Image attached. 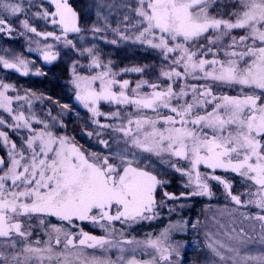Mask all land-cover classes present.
I'll return each instance as SVG.
<instances>
[{
  "label": "snow or ice",
  "instance_id": "snow-or-ice-1",
  "mask_svg": "<svg viewBox=\"0 0 264 264\" xmlns=\"http://www.w3.org/2000/svg\"><path fill=\"white\" fill-rule=\"evenodd\" d=\"M51 3L55 11H45L43 16H51V22L58 24L64 34L65 45L75 48L67 34L81 32L78 12L69 0H51ZM214 3L215 0H137L135 15L139 19L135 40L158 49L172 65L162 72L173 81L164 89L156 83L141 81L130 95L126 91L129 81L110 78L114 74L107 66L98 75H75L76 99L93 116L102 115L101 101L118 106L110 114L113 117H120L119 106H130L135 111V118L130 112L127 122L117 127L100 125L112 127L120 134L124 144L121 151L89 155L70 143L68 137L54 135L46 123L43 130L37 131L23 112L14 113L13 98L7 95L11 86L0 82V109L12 116L13 127L22 126L30 133L19 150L16 143H11L8 161L0 158V238L5 241V247L12 249L18 245L14 237L23 241L21 251L12 253L11 260L0 252V264H155L154 260L138 261L134 257L126 260L125 249L120 245L132 241L109 237L115 233V221L138 222L155 214V193L162 181L150 167L152 157L165 155L188 163L187 169L174 162L171 166L189 177V185L194 183L193 196L211 197L210 180L223 185L236 205L245 203L241 195H247L246 203L259 209L254 218L261 222L259 243L264 245V0H233V11L227 19L210 13ZM23 11L18 0H0V32L12 33L14 29L8 18L18 17ZM20 23L23 29L44 35L45 39L52 36L60 40L53 33H38L27 19ZM236 30H240L239 34H234ZM85 53L91 58V67L102 66L91 48L80 52ZM43 57L51 62L57 59V54L46 51ZM0 65L28 74L27 61L19 56L13 59L0 56ZM189 78L205 83H184L178 91L174 89L177 81L186 82ZM97 81L99 86L94 87ZM117 84L119 90L114 91ZM145 85L152 89L150 93L137 91ZM217 87L238 89L239 94H217ZM162 109L170 114H162ZM5 123L0 119V125ZM36 123L43 122L36 120ZM0 139L5 145L9 143L4 131H0ZM100 143L108 146L105 140ZM201 165L211 173L202 174ZM217 169L242 177L248 182V191L233 194L231 185L214 174ZM34 216L40 218L41 224L45 222L43 217H55L72 227H76L75 221H88L106 235L95 236L83 230L77 234L53 225L41 247L40 240L35 244L29 242L31 225L25 227V220ZM245 235L239 234L240 245L252 239L246 240ZM61 237L63 251L59 248ZM146 244L160 254L161 260L171 264L175 249L165 247L161 239L148 240ZM208 246L224 264H264V249L253 255L245 247L223 243L218 247ZM113 248L119 249L116 260L103 255ZM69 249L77 250L75 260L69 259Z\"/></svg>",
  "mask_w": 264,
  "mask_h": 264
},
{
  "label": "rangeland",
  "instance_id": "rangeland-1",
  "mask_svg": "<svg viewBox=\"0 0 264 264\" xmlns=\"http://www.w3.org/2000/svg\"><path fill=\"white\" fill-rule=\"evenodd\" d=\"M79 7L83 10L86 19L93 28H99L101 26L100 20L109 23L115 19V15L123 17V21L129 22L130 26L134 27L136 30V23L138 17L135 15V8L137 6V0H125L127 5V10L124 12L118 6L117 2H122V0H79ZM24 9L23 13L18 17H9L10 25L14 29L12 33L0 32V56H4L7 59H13L16 56H19L27 61L28 64V74H23L22 72H17L15 69H6L3 65H0V82L10 85V89L7 92V95L13 98L12 108L14 113L23 112L25 117L29 120V123L37 131L44 129V124L48 125V130L52 131L54 135L60 137L65 136L69 138L70 143L75 144L77 147H80L82 142L78 136V133L73 129L68 131L65 121L68 120V111L71 110L74 113V118L81 120L77 121L78 125L85 123L83 117L80 114L76 113L69 105L63 107L64 105L58 104L57 101H53L50 98L40 94V90L27 85V82H31V79L43 78L45 75H52L50 71L56 63H62L63 66L68 67L69 69V84L73 92V100L75 104L81 108L83 111L87 112L90 116L89 121L94 125L100 127V125H111L117 127L122 123H126L129 118V113L133 118H135V111L130 109V106H119L120 117H113L110 115L117 111V105L109 104L108 102L101 101L99 104V111L102 115L93 116V114L84 107V105L76 99V88L73 84L75 75L80 76H92L98 75L102 71H105L107 66L111 69V73L114 75L110 78L122 82L123 80L129 81V88L126 90L128 94H132V90L136 88V84L141 81H147L151 84L150 80L140 78L143 72H134L131 71L133 68L138 67H127L123 70H114L111 66L112 61H120L121 59L124 62L132 63L131 60L134 58L131 54V46L123 51L120 50H108V53H101L97 50L98 45H86V48H91L93 52L99 57L101 67H91V58L88 56L85 64L81 60L76 59L71 52L63 50L66 46L64 43V34L61 31V28L58 24L54 25L51 20L52 17L43 16L45 11L51 13L55 11V6L51 3V0H18ZM70 3V0H69ZM233 0H215V3L211 5L209 11L213 15H219L223 18H229V13L233 11L232 8ZM127 17V19H125ZM27 19L30 26L36 28L38 33L46 34L53 33L55 36H60V40L54 39L52 36L45 39L44 35H37L36 33L27 31L23 29L20 21ZM80 24V18H79ZM240 30H236L234 34H239ZM76 35L78 33H68L67 37L70 35ZM128 33L123 31L122 36L127 37ZM138 32L128 36L127 39H122V42L127 45H137L141 46L146 50H150L157 56V59L162 60L161 62L157 60L153 65L150 66V71L152 73H157V77L152 80V82L159 81L161 89H164L168 84L173 83V81L168 80L162 75L163 71H168L172 65L170 61H166L161 52L158 49L151 48L147 43H140L135 40ZM132 39L128 43V39ZM48 45L52 47L49 48ZM124 48V47H123ZM46 51L54 52L57 54V59L54 61L48 62L44 60L43 53ZM87 54V53H86ZM220 56H223V52H220ZM208 58H211L209 56ZM104 61V62H102ZM75 69V73L74 70ZM127 70V71H126ZM42 73L37 75L36 73ZM140 78V79H139ZM175 80V78H173ZM204 84L205 81H194L190 78L185 82L183 80L177 81L173 84L175 90H179V87L184 84ZM94 87L99 86V81H97ZM2 90V89H0ZM114 91L119 90V84L115 85L113 88ZM217 94H227V95H238V89L227 88V87H217ZM140 93H150L151 88L147 85L143 86L140 89H137ZM17 96L26 97V99H15ZM49 100V101H48ZM183 101H181L182 103ZM162 114H170L166 109L161 110ZM148 115H153L151 112H148ZM0 119L5 120V125H0V131L7 133L9 137V143L5 145L0 139V158L5 161L9 160L8 152L11 150V143H16L17 149L19 150L24 146V141L27 136L30 135L29 131L24 128H15L13 125L12 116L5 112L3 109H0ZM36 120H40L43 123H36ZM69 121V120H68ZM58 129H63L61 132ZM109 129L108 132L112 131V127L104 128ZM113 141L115 146L118 147L121 151L124 147L123 140L119 139L120 134L114 131ZM82 150V149H81ZM118 151H112L115 153ZM102 156L108 155L107 150L99 152ZM176 163L178 167L183 169L188 168V163L184 160H176L173 157L167 155L163 157H152L151 168L155 171L153 174L157 175L158 179L162 183L157 187L155 198L156 206L158 205V195H161L163 199L162 206H164L169 212L170 222L160 230H155L150 232L142 237H134L130 235V227L141 224V223H152L156 221L159 217V213L156 212V206L154 208L155 214L151 219L140 220L138 222H125L121 223L120 221H115L113 227L115 229L114 235L109 238L116 241L120 240H130L131 244H122L120 245L125 249L123 253L124 258L131 259L135 258L138 261H155V264H166L165 261L161 260L160 254L156 252L155 249L148 247L146 242L148 240H157L161 239L165 247H170L175 249L171 255V264H224L220 261L217 256H215L212 250L209 248V244H215L217 247L219 243L225 245H233L239 247H245L251 252V254H258L264 245L259 243L261 235V222L256 220L254 217L259 213V209L253 205L247 204L248 196L241 195L243 203L242 205H236L232 202L231 198L226 194V191L223 185L219 184L217 181L210 180V186L212 188L213 195L211 197L207 196H193L191 192L194 188V183L189 185V177L183 175L181 172L176 171L175 168L171 166V163ZM201 173H211V170L205 168L203 165L200 166ZM217 176H220L226 182L231 185V190L233 194H244L248 191L247 184L242 177L238 176L236 173L231 171H224L222 169H217L214 173ZM174 176V177H173ZM194 176V173H193ZM231 176H237L238 180H234ZM176 178L178 181V192L177 193H168L167 188H170L172 184V179ZM207 179V177H203ZM185 185H188L187 187ZM165 193L169 195L166 196ZM172 197V198H170ZM196 199H200L196 201ZM151 215V214H150ZM49 218L55 217H43L44 224L40 223L39 217H32L31 220H25V227L28 228L30 224L31 227L28 230L31 231L32 235L29 237V242L35 244L36 240H40V246L43 247V242L48 240L47 233L52 232V226L62 228L63 231H69L73 233H79L81 227L78 222L88 223L95 230H98V233H89L95 236H104L106 233L99 226L92 224L88 221H75L76 227H72L66 223V226L60 222L57 224L49 222ZM195 225V227H193ZM245 233V239L248 237L252 239L248 241L246 245L239 244V234ZM164 234L167 239H164L161 234ZM237 238V239H230ZM18 241V245L15 249L5 247V241L3 238H0V252H4L6 255H9L11 260L12 253H19L21 251V246L23 241L21 238L14 237ZM61 245L59 246L60 250L63 251V237H61ZM53 246L55 243L53 241ZM76 249H69L68 256L69 259L75 260ZM87 252H93L94 250L87 249ZM223 252V249H221ZM178 253V255H177ZM97 254H99L97 250ZM103 255L109 256L112 260H116L117 256L120 255L118 248H113L110 252L103 253ZM225 255H230L225 253ZM14 264V262H12Z\"/></svg>",
  "mask_w": 264,
  "mask_h": 264
},
{
  "label": "trees",
  "instance_id": "trees-1",
  "mask_svg": "<svg viewBox=\"0 0 264 264\" xmlns=\"http://www.w3.org/2000/svg\"><path fill=\"white\" fill-rule=\"evenodd\" d=\"M133 1V0H132ZM79 3L81 2L79 0H70V4L73 6V8L78 12L79 18H80V27L81 32L76 35H70L67 37V39H71L73 41V44H75V48L71 46H65L63 50H67L71 52V55H73L76 59L81 60L83 64L86 63L88 55L85 53L84 55H81L80 52L83 51V49H86V45H98L99 52L101 53H108V50H120L123 51L131 46V54L134 57L131 62H124L122 59L120 61H112L111 63L112 68L116 70H123L127 67H138L143 69V74L140 78L150 80L151 83L153 79H155L157 76V73L153 72L154 69L151 71L150 66L153 65L157 60L160 62L162 60L157 59V56L153 54L152 51L146 50L141 46L137 45H127L122 42V39L119 37L121 36L123 31L127 32L128 36H132L135 32H138L133 26H130L129 22L123 21V17H119L115 15V19L110 21L109 23H106L105 21L100 20L101 26L99 27L100 31H94L93 27L90 25L88 20L85 17V14L83 10L79 7ZM118 6H122V10L125 12L128 8L127 5H123V3H126L125 0H122V2H117ZM132 39H128L126 43L131 41ZM112 41H115V43H112ZM124 47V48H123ZM104 62V61H102ZM154 66V65H153ZM50 71H52V75H45L43 78H35L31 79V82H27L28 86L35 87L40 90V94L43 96H46L50 98L53 101H57L58 104L61 105H69L72 109L76 111V113L80 114L81 117H83V121L85 123L78 125L76 118H74L73 111H68V120L65 121L66 127H68V131L73 129L78 133L79 138L81 139L80 147L82 151H85L87 154L91 155L93 153L100 154L99 152H102L103 150H107L108 153H112V151H119L118 147L115 146V142L113 141L114 138V131L108 132L109 129L101 128L97 125H94L91 121H89L90 116L87 112L83 111L81 108H79L74 100H73V92L72 88L69 84V69L68 67H65L62 65V63H56L51 67ZM139 78V79H140ZM159 81H156L155 83H158ZM49 101V100H48ZM60 132L63 129H58ZM89 133H92L90 136ZM101 140H105L108 142V146L105 147L104 144L100 143ZM101 155V154H100ZM102 156V155H101ZM150 171L155 172L151 167ZM174 177V176H173ZM232 179L238 180L237 176H231ZM176 178L172 179V184L170 188H167L168 193H177L178 188L180 185H178V181H176ZM163 197L161 195H158V205L156 206V212L159 213V217L156 219V221L152 223H141L130 227V235L134 237H142L146 234L153 232L155 230L163 229L168 222H170V219H174V217H171L169 219L168 210L162 206L163 203ZM200 199H196V201H199ZM49 222L57 224L60 221H56L54 218H49ZM63 225L66 226V222H60ZM82 228L81 230L88 232V233H98V230H95L89 225L88 223H77ZM99 234V233H98Z\"/></svg>",
  "mask_w": 264,
  "mask_h": 264
}]
</instances>
